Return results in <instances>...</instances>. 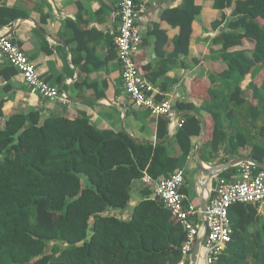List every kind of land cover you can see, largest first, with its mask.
<instances>
[{
  "label": "trees",
  "instance_id": "16d2710c",
  "mask_svg": "<svg viewBox=\"0 0 264 264\" xmlns=\"http://www.w3.org/2000/svg\"><path fill=\"white\" fill-rule=\"evenodd\" d=\"M210 9L221 15L211 17L207 28L214 30L227 21V31L212 40L220 45L219 60L225 65L217 75L223 92L200 78L186 79L189 100L176 101L173 109L194 110L203 117L202 141L206 153L214 154L222 143L220 107L225 96L230 107L226 114L236 119L229 142L233 151L248 144L244 122H254L264 109V0H182L160 13L159 20L176 29L171 39L159 23L147 34L154 37L153 52L161 59L150 76L158 77L169 60L188 56L200 32L197 23L204 25ZM3 16L14 20V9L0 7V22L7 24ZM245 41L251 48L231 50ZM255 66L261 67L260 77L242 88ZM149 69L141 68L145 73ZM2 73L8 78L15 69L10 66ZM195 100L206 105L197 106ZM1 107L2 101L0 118ZM182 120L171 143L167 139L151 144L124 132L98 129L84 113L72 110L42 121L37 110L5 119L0 123V264L177 263L185 241L182 227L150 196L148 187L130 206V185L145 174L163 179L180 168L193 149L190 137L200 130L193 115ZM168 124L159 116L151 125L156 140L167 134ZM258 133L264 137V124ZM250 155L262 162L264 148L252 145ZM235 168L218 176H230ZM228 217L231 240L213 264H264V222L256 208L237 203Z\"/></svg>",
  "mask_w": 264,
  "mask_h": 264
},
{
  "label": "crops",
  "instance_id": "0c3cea01",
  "mask_svg": "<svg viewBox=\"0 0 264 264\" xmlns=\"http://www.w3.org/2000/svg\"><path fill=\"white\" fill-rule=\"evenodd\" d=\"M181 1L153 0L139 12L137 19L142 37L136 55L137 66L155 98L160 96L162 99H170L173 104L176 101L189 100L186 79L200 78L205 84L210 83L211 88L222 93L223 84L217 75L225 68L219 60L220 45L214 44L212 40L220 32L227 31V21L214 30L207 28L211 17L219 18L221 15V12L210 9L203 16L204 25L200 21L197 23L200 32L193 39L188 56L169 60L163 67L166 68L163 74L158 77L150 76L161 65V59L155 56L154 37L147 32L153 23H159L160 28L166 30L168 38L171 39L176 29L160 21V13L167 7L180 5ZM118 3L119 0H0V7L15 11L14 20L3 16V20L9 21L7 24L0 22V33L7 35L19 46L35 65L38 74L63 91L68 100L63 104L32 93L16 70L7 78L2 71L10 66L0 54L1 125L9 116L19 112L37 110L42 121L52 114H64L72 110L84 113L98 129L124 132L148 142L156 139L151 125L157 118L150 116L145 110L133 108L122 84L114 45V35L118 27ZM249 48L250 43L245 41L243 46L231 50ZM147 66L150 69L145 73L141 68ZM260 73L261 67L255 66L240 84L242 88L247 87L249 80L260 77ZM194 103L197 106L206 105L202 100H195ZM229 119L227 114L222 118V143L219 150L214 154L200 152L203 164L207 167L224 164L236 157H252V145L264 148V137L258 133L259 127L264 124L263 108L254 122H244L247 126L245 129L248 144L235 151L230 148L229 142L236 133V124L229 123ZM172 136L168 138L170 143ZM190 141L193 149L180 166L184 174L187 167L193 169L194 174L197 173L194 157L197 136L190 137ZM202 144L204 142L201 140L200 148ZM206 151L209 152L207 148ZM262 162L264 163V156ZM224 171L227 169L222 172ZM229 175L224 178L236 177L237 168ZM194 180L191 190L186 188L185 183L182 191L199 207L201 191L196 174ZM203 182L209 189L206 180L203 179ZM145 187L142 178L131 182L130 206L140 199V193ZM256 210L261 222H264V206Z\"/></svg>",
  "mask_w": 264,
  "mask_h": 264
},
{
  "label": "built area",
  "instance_id": "2783aa9c",
  "mask_svg": "<svg viewBox=\"0 0 264 264\" xmlns=\"http://www.w3.org/2000/svg\"><path fill=\"white\" fill-rule=\"evenodd\" d=\"M152 1L119 0L114 45L122 84L133 108L145 110L155 118L166 117L169 121L167 133L173 135L182 127V117L176 115L170 99L156 100L136 63L142 41L137 19L139 12ZM0 54L20 74L32 93L63 104L68 102L65 93L39 75L24 51L1 33ZM234 167L237 168L236 177L212 178L204 195V227L200 221L199 207L182 191L185 184L183 169L178 168L163 179H152L146 174L142 177L143 184L151 190L152 198L169 211L185 233L181 258L175 264H192L190 254L197 237H200V242L195 264H213L226 251L231 240L229 208L237 203L250 204L255 208L264 206V170L248 161L239 162Z\"/></svg>",
  "mask_w": 264,
  "mask_h": 264
},
{
  "label": "water",
  "instance_id": "95a60500",
  "mask_svg": "<svg viewBox=\"0 0 264 264\" xmlns=\"http://www.w3.org/2000/svg\"><path fill=\"white\" fill-rule=\"evenodd\" d=\"M191 114L193 115L195 118L198 119L199 121V125H200V130H199V135L197 136V142L194 148V157L196 160V166H197V183L199 184L198 178L199 176H206L207 180L209 181V184L211 183V180L213 177L218 176L220 174V172H222L225 169H228L230 167H234L236 166L239 162H252L254 165H256L257 167H259L260 169L264 170V163L263 162H259L257 160H255L252 157H236L234 159H231L230 161H227L224 164L221 165H217V166H210L207 167L203 164V161L201 159V155H200V143L201 140L205 134V124H204V120L203 117L197 113L194 110H185L183 112H179L177 114L178 117H183L185 115ZM170 136V133L168 132L161 140H151L149 141L151 144H156L160 141H164L167 140ZM205 201H206V197L203 195V193H200V197H199V210H200V221L201 224L204 225V218H203V210H204V205H205ZM199 242H200V237H197L193 246V249L191 251L190 254V260L192 264H195L196 261V255L198 253V249H199Z\"/></svg>",
  "mask_w": 264,
  "mask_h": 264
},
{
  "label": "rangeland",
  "instance_id": "374dc122",
  "mask_svg": "<svg viewBox=\"0 0 264 264\" xmlns=\"http://www.w3.org/2000/svg\"><path fill=\"white\" fill-rule=\"evenodd\" d=\"M223 29H225V27L223 28ZM227 105H226V104ZM224 104H225V106H224ZM228 107H229V104H228V102H227V99H226V96L224 97V100L221 102V111H223L222 112V118H224L225 117V114H226V112L228 111ZM230 108V107H229ZM263 122L262 123H264V120H262ZM225 122H226V120H225ZM228 122L229 123H234V125L236 124V122H235V120L234 119H229L228 120ZM206 146H205V144L203 145L202 144V146H201V148H200V152L201 153H203V154H206L205 152H206V148H205ZM207 165V164H206ZM209 167V166H208ZM195 169V168H194ZM196 174V173H195ZM195 174H194V171H193V169H190L189 167H187L186 168V170H185V183H186V188L189 190H191L192 189V187L194 186V183H195V180H194V176H195ZM134 198V197H133ZM117 216H122V214L121 213H115Z\"/></svg>",
  "mask_w": 264,
  "mask_h": 264
},
{
  "label": "bare ground",
  "instance_id": "6f19581e",
  "mask_svg": "<svg viewBox=\"0 0 264 264\" xmlns=\"http://www.w3.org/2000/svg\"><path fill=\"white\" fill-rule=\"evenodd\" d=\"M203 179L206 180L207 186L209 185V181L207 180L206 176H199L198 181L200 185V191L205 195L208 192L206 185H204Z\"/></svg>",
  "mask_w": 264,
  "mask_h": 264
}]
</instances>
